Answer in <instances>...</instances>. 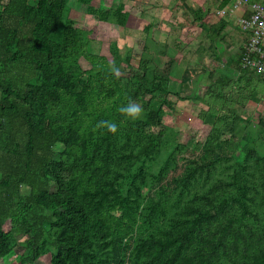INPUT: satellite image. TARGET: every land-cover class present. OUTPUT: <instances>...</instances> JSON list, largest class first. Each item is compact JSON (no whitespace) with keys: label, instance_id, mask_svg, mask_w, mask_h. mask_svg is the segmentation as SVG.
I'll return each instance as SVG.
<instances>
[{"label":"trees","instance_id":"16d2710c","mask_svg":"<svg viewBox=\"0 0 264 264\" xmlns=\"http://www.w3.org/2000/svg\"><path fill=\"white\" fill-rule=\"evenodd\" d=\"M69 1L0 0V262L264 264V113H239L260 103L264 78L238 59L235 81L200 84L198 132L182 142L164 117L195 70L173 92L166 45L137 64L117 46L90 53ZM76 1L96 22L127 24L121 4ZM129 100L139 120L118 111Z\"/></svg>","mask_w":264,"mask_h":264},{"label":"rangeland","instance_id":"374dc122","mask_svg":"<svg viewBox=\"0 0 264 264\" xmlns=\"http://www.w3.org/2000/svg\"><path fill=\"white\" fill-rule=\"evenodd\" d=\"M139 1L141 0H100V4L104 8L116 7L119 4L123 5L124 11L128 14L127 24L124 28L108 23L96 22L93 17L86 14V7L79 4L76 0H70L68 5L78 13L81 22L91 31V39L88 41V51L90 53L110 59L112 46H117L118 53L121 56H129L132 58V62L137 64L141 58L153 55L155 46L153 47L152 45L154 43H159L161 46L166 45L168 47L167 51L176 60L175 78L180 79L185 67L191 68L198 64L201 58L204 59L202 48L206 45L203 42L207 39L205 36L206 32L203 34V28L188 25L186 21L193 19L195 16L191 15V18L187 19L184 10H180V8L176 10L178 6L174 7L175 10L173 8L165 10L163 5L162 7L157 5L156 7L149 8L148 5H142ZM155 3L157 2L155 1ZM180 16L185 22L176 26L173 25L171 18L176 19L180 18ZM224 17L228 18L229 15ZM163 21L166 25L162 24ZM167 24L176 29L175 34L164 35L163 32H166L169 26ZM147 26H150L149 32L145 29ZM235 30L238 34L240 29L235 27ZM210 34L212 33L207 31V35L211 41L214 39V36ZM207 42H209L208 39ZM209 44L213 45L210 46L211 49L215 47L213 40ZM229 52H225L224 55L229 57ZM219 59H222V56ZM215 62L220 63L219 60ZM83 65L85 66L84 62ZM178 81L173 80L171 88L173 92L178 91ZM193 94L194 85L193 87H188L185 92H182L181 97L183 99L180 100L172 97L171 100L175 103L174 110L170 112L166 110L164 117L165 124L178 133V137L182 142L189 141L198 132L196 127L193 128V123L198 111L204 108L192 99ZM248 108L241 112L242 116H251L250 113H253V111L264 113V99L261 101V104H251ZM56 150H60V148ZM21 193L27 195L29 189L23 187ZM21 253L22 250L20 248L15 249V254L20 255ZM0 264L3 263L0 262ZM35 264H49V262L46 257H41Z\"/></svg>","mask_w":264,"mask_h":264},{"label":"crops","instance_id":"0c3cea01","mask_svg":"<svg viewBox=\"0 0 264 264\" xmlns=\"http://www.w3.org/2000/svg\"><path fill=\"white\" fill-rule=\"evenodd\" d=\"M155 1L157 3H155ZM223 1L224 0H141V1H139L142 5H148L149 8L150 7L153 8V6L156 7L157 5H160L162 7V5H163L165 10H168V9L170 10V8H173V10H175L174 7L178 6V8H176V10H179V8H180V10H184L187 19H189V17L191 18L192 14H190L184 8V5H186L187 8L192 9L193 11L203 10L206 13L207 17L201 16V19H198V20L196 19V17H193V19L186 21V23H188V25H191V26L195 25L197 27L203 28V30H204L203 34H205L204 32H206L205 36L209 40V42H207V39L204 41L199 40V41H203L206 43V45L202 48V52L204 51V53H203L204 59L201 58V60L198 62V64L191 67V68H193V70H195V75L193 76V78L190 81L189 88L193 87V85H194V89L195 88L197 89L200 84L205 85L209 82L211 84L216 83V82L225 83L227 79H230V80L233 79L235 81L240 76V74L238 72L234 71V68H235L234 63L238 64V59L240 57L242 47L245 44V42L247 41L248 34L241 29V27L239 26L238 20L242 16L248 17L250 12L246 6H243L239 10H237L236 12L229 14L228 18L221 17L220 15H218V12L222 9L228 10L229 8H231V6L233 4V0H229V3L227 6L219 9V6ZM251 1H253V0H251ZM151 2H153V3H151ZM255 2H257V1H255ZM186 12H187V14H186ZM216 16H218L220 18H217ZM184 22H185V20L182 19L181 16H180V18H176V19L171 18V23H173V25H175V26L182 24ZM221 23L224 24V28L220 31L219 35H213L214 39H212V40H213V44L215 45V47L213 49H211L210 46L212 44H209V43H211L212 40L210 41V39L207 35V31H210L212 33L213 30L215 29V27H219ZM162 24L166 25V23L164 21L162 22ZM167 25H169V26L166 29V32H163L164 35L175 34L176 29H174L172 26H170V24H167ZM216 25H218V26H216ZM235 27H238L240 29L238 34H237V31L235 30ZM210 35H212V34H210ZM163 38H164V36H163ZM215 40H216V42H215ZM228 51H230L229 57L224 55L225 52H228ZM220 56H222V59H219ZM216 60H219L220 63H216L215 62ZM201 62L202 63L204 62V63L202 64ZM185 69H186V67L183 69V71ZM242 72H244V71H241V74H242ZM226 77H227V79H226ZM180 79H181V77H180ZM180 79L175 78V80H177V81ZM250 82H252V81H250ZM179 87H180V81H178V88ZM228 92L229 91H227V93ZM263 99H264V95H263V98L261 99V101ZM261 101L258 104H261ZM251 104L256 105V103L249 102L245 109L239 110V113L241 114L242 111L249 109L248 107ZM255 112L256 111H253V113H255ZM246 117L247 116H245L244 118H246Z\"/></svg>","mask_w":264,"mask_h":264},{"label":"built area","instance_id":"2783aa9c","mask_svg":"<svg viewBox=\"0 0 264 264\" xmlns=\"http://www.w3.org/2000/svg\"><path fill=\"white\" fill-rule=\"evenodd\" d=\"M246 6L249 16L239 18V26L248 34L242 47L239 65L241 71L253 72L264 78V4L251 0H233L231 8L218 12L221 17L236 12Z\"/></svg>","mask_w":264,"mask_h":264},{"label":"clouds","instance_id":"9594fccd","mask_svg":"<svg viewBox=\"0 0 264 264\" xmlns=\"http://www.w3.org/2000/svg\"><path fill=\"white\" fill-rule=\"evenodd\" d=\"M109 71L119 76V69L115 66V64L109 65ZM118 111L125 117L127 120L136 121L139 120L143 114V107L138 102H134L129 100V102L125 105H122L118 108ZM97 129L106 128L108 132L115 134L118 131V125L112 121H100L96 125Z\"/></svg>","mask_w":264,"mask_h":264}]
</instances>
